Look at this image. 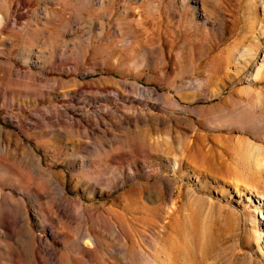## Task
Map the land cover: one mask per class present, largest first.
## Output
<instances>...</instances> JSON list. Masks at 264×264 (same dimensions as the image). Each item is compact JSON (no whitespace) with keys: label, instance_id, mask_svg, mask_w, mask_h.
I'll use <instances>...</instances> for the list:
<instances>
[{"label":"rangeland","instance_id":"obj_1","mask_svg":"<svg viewBox=\"0 0 264 264\" xmlns=\"http://www.w3.org/2000/svg\"><path fill=\"white\" fill-rule=\"evenodd\" d=\"M0 16V264H264V0Z\"/></svg>","mask_w":264,"mask_h":264},{"label":"bare ground","instance_id":"obj_2","mask_svg":"<svg viewBox=\"0 0 264 264\" xmlns=\"http://www.w3.org/2000/svg\"><path fill=\"white\" fill-rule=\"evenodd\" d=\"M1 17V16H0ZM261 61L263 62L264 61V57L261 59ZM183 247V246H182ZM181 247V248H182ZM174 248V247H173ZM179 249V248H178ZM169 250V249H168ZM172 256V255H171ZM181 259H183V257L181 258Z\"/></svg>","mask_w":264,"mask_h":264}]
</instances>
